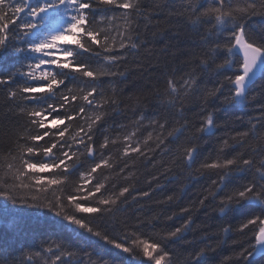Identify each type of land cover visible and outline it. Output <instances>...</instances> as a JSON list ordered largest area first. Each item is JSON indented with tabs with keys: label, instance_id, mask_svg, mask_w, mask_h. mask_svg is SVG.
Segmentation results:
<instances>
[{
	"label": "snow or ice",
	"instance_id": "6c2138e0",
	"mask_svg": "<svg viewBox=\"0 0 264 264\" xmlns=\"http://www.w3.org/2000/svg\"><path fill=\"white\" fill-rule=\"evenodd\" d=\"M116 9L122 11L108 14ZM142 11L139 0H0V72L6 71L4 65L9 49L21 65L15 71L0 75V86L7 87V99L15 102L19 109L17 115L27 118L24 131L17 134L15 153L10 150L7 156L0 157L4 161L0 163V201L3 202L0 203V226L11 227L13 221L22 220L28 215L24 209H46L52 214L47 222L53 231L70 232L89 249L102 241L118 254H127L121 257L122 264H144V260L151 264H172L164 242L179 238L190 219L159 240L145 238L135 231L109 234L93 222V214L97 217L111 215L114 219L118 204L126 201L121 198L129 193L127 186L112 191L116 189L113 184L108 189L105 183L108 176L103 173L102 178L97 179L95 174L99 169L110 171L115 167L112 152L105 150L110 145H120L116 149L118 160L124 162L120 172L127 167L125 158L133 154L147 158V153L154 151L149 145L152 133L143 141L136 138L143 115L133 121L137 127L131 131L114 137L105 134L99 143L95 139L97 125L108 115L107 106H113V110L120 107L116 89L113 88L109 96L101 85L104 78L124 76L119 64L126 59L123 50L139 47L131 35V25L133 16L141 15ZM98 12L102 14L97 15ZM201 16L214 20L216 34H226L223 46L217 41L201 60L207 65L209 59L215 61L218 52H224L223 61L215 65L216 70L226 71L224 82L208 90L207 95L223 94L227 85L224 103L247 106L252 85L264 78V41L258 42L251 36L247 21L255 16L264 17V0H214V6L205 9ZM200 18L198 16L193 23H199ZM121 19L123 25L115 23ZM105 21L108 28L101 27ZM12 25L15 27H10ZM113 29L115 35H112ZM212 35L210 30L205 43ZM83 53L97 57L96 64L85 61ZM69 80L75 83H67ZM195 83L191 75L179 81L171 76L167 79V92L171 95L167 103L180 117L184 116V100ZM260 107L261 115L254 118L256 123L250 122L249 131L237 132L231 137L235 144L242 145L249 132L255 135L257 123L264 126V105ZM73 121L79 122L73 124ZM166 124L167 120L152 122L154 130H160L154 138L156 147L164 144L168 137L179 139V135L188 130L185 121L184 126L173 127L165 137ZM216 126L214 115L209 113L196 128V134L213 135ZM107 131L104 129L105 133ZM196 134L189 139H199ZM260 140L262 156L258 162L238 153L223 161H205L196 169L201 175L209 170H220L219 180L212 181L218 187L209 192L214 199L227 188L226 182L230 181L233 171L253 172L251 180L225 194L218 206L225 216L241 206L248 208V218L238 229L251 233L248 246L237 255L245 264H254L257 258L264 260V135ZM228 143L224 141L226 147ZM177 151L181 153L179 159L191 169L196 163L197 145L185 144ZM207 199L205 196L199 203L203 205ZM224 231H230V227ZM203 254L201 251L198 257ZM35 257L43 264H108L99 252L70 248L54 240L46 241L42 249L18 262L13 260L12 264H34ZM0 264H9L8 257L2 253Z\"/></svg>",
	"mask_w": 264,
	"mask_h": 264
},
{
	"label": "trees",
	"instance_id": "16d2710c",
	"mask_svg": "<svg viewBox=\"0 0 264 264\" xmlns=\"http://www.w3.org/2000/svg\"><path fill=\"white\" fill-rule=\"evenodd\" d=\"M139 2L142 14L134 15L131 25V35L139 47L123 50L126 59L120 62L119 70L125 73L124 76H116L111 80L104 78L101 85L109 96L112 95V89H116L120 107L113 110V106H107L108 115L97 125L95 139L99 143L105 134L114 137L131 131L137 127L133 121L143 115L144 119L136 138L143 141L152 133L153 139L149 140V145L154 151L148 152L147 158H137L136 154L131 158H125L127 167L120 172L119 169L124 167V162L118 160L119 152L116 151L120 145L115 147L110 145L109 149L105 150L106 153L112 152L115 167L110 171L99 169L95 174L97 179H101L103 173L108 176L105 182L108 189H111L113 184L116 185V189L112 191L127 186L129 193L121 198L122 200L126 198V201L118 204L119 210L115 212L114 219L111 215L97 217L93 214L94 225L101 231L107 230L113 235L122 231H135L145 238L159 240L161 236H167L169 232L188 223L190 219L187 229H184L179 238H171L164 242L172 264H245L244 260L237 259V255L242 248L248 246L251 233L247 229L243 233L238 229L248 218V208L241 206L225 216L221 215L218 206L225 194L251 180L253 172L233 171L230 181L226 182L227 188L217 193L214 199L209 192L218 187L213 185L212 181L219 180L217 173L220 170H209L201 175L196 169L205 161L217 159L223 161L238 153L243 154L245 158L251 156L257 162L261 159L260 136L264 135V126L260 123H257V133L253 135L249 132L242 145L235 144L231 137L237 132L249 131L251 123H256L254 118L261 115L260 106L264 105V78L258 79L251 87L247 106L224 103V97L228 95L227 85L223 89V94L216 97L208 96V90L224 82V76L227 74L225 70L218 71L215 67L224 59L222 50L217 53L214 62L209 59L207 65L201 63V60L206 58L205 54L209 48L217 41L222 46L225 42L226 34L215 33L214 20L201 16L205 9L214 6V0H139ZM120 11L122 10L116 9L108 14ZM99 14L102 13L98 12L97 15ZM198 16L201 17L200 22L194 24L193 21ZM115 23L123 25L124 21L121 19ZM247 25L254 39L258 42L264 41V17H252L247 21ZM101 27L108 28V22L105 21ZM120 30L123 31V27ZM210 30L213 35L205 43ZM115 34L113 29L112 35ZM82 58L93 65L98 60L87 53H83ZM20 66L18 58L12 49H9L4 65L6 71L0 72V75L15 71ZM189 75L195 78L196 83L184 100V116L180 117L167 103L171 98L167 92V79L171 76L179 81ZM19 79L18 77L17 80ZM67 83L75 82L69 80ZM7 94V87L0 86V157L7 156L10 150L15 153L17 134L24 131L27 121L26 117L17 115L19 109L14 101L7 99ZM209 113L214 115L216 121L215 133L210 136L196 134V128ZM154 120L161 122L167 120L163 130L165 137L173 127L184 126L185 121L188 130L180 134L179 139L168 137L164 144L156 147L154 138L160 130L158 128L154 130L152 126ZM104 129L108 130L107 133ZM194 134L200 138L189 139ZM225 140L229 142L227 147L224 145ZM192 143L197 145L198 154L196 163L189 169L184 161L179 159L181 153L177 148L182 150L185 144ZM84 159L82 157V160ZM0 163L4 161L0 159ZM84 167L87 168L88 164ZM143 192H148L149 195L143 196ZM170 196L171 200L168 199ZM205 196L208 199L201 205L199 201ZM186 208L189 209L188 212L183 211ZM24 211L28 215L20 221H13L11 227L7 224L0 226V253L8 257L9 264L42 249L49 240L61 242L70 248L99 252L108 264H122L121 257L127 255L118 254L117 250L103 244L102 241H97L89 249L70 232L53 231L47 222L52 218V214L46 209L32 208ZM226 227H230V231L225 232ZM92 240L96 241V238L93 237ZM201 251L204 254L198 257ZM34 264H43V261L35 257ZM144 264L151 262L144 260ZM254 264H264V260L257 258Z\"/></svg>",
	"mask_w": 264,
	"mask_h": 264
},
{
	"label": "water",
	"instance_id": "95a60500",
	"mask_svg": "<svg viewBox=\"0 0 264 264\" xmlns=\"http://www.w3.org/2000/svg\"><path fill=\"white\" fill-rule=\"evenodd\" d=\"M257 80H258V79H257ZM257 80H256V81H257ZM253 85H254V84H253ZM253 85H252V86H253Z\"/></svg>",
	"mask_w": 264,
	"mask_h": 264
}]
</instances>
